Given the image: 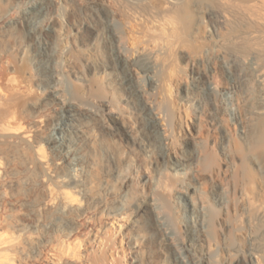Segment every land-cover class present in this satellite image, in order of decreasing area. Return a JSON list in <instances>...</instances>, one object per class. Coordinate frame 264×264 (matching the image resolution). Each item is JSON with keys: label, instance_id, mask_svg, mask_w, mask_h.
I'll return each mask as SVG.
<instances>
[{"label": "rangeland", "instance_id": "obj_1", "mask_svg": "<svg viewBox=\"0 0 264 264\" xmlns=\"http://www.w3.org/2000/svg\"><path fill=\"white\" fill-rule=\"evenodd\" d=\"M28 1L0 0V264H230L249 246L264 264V99L249 71L221 100L225 58L256 46L264 64V0ZM62 106L87 146L81 192L45 145Z\"/></svg>", "mask_w": 264, "mask_h": 264}, {"label": "bare ground", "instance_id": "obj_2", "mask_svg": "<svg viewBox=\"0 0 264 264\" xmlns=\"http://www.w3.org/2000/svg\"><path fill=\"white\" fill-rule=\"evenodd\" d=\"M51 1H54V0H51ZM28 2H30V1H28ZM47 6L48 5H46V8H47ZM43 9H44V7H43ZM48 10H50V9H48ZM40 11H41V8H40L39 12ZM45 11H47V9L44 10V12ZM50 13H52V12H50ZM33 17H35V16H33ZM46 17H45V19H46ZM48 17H49V15H48ZM225 17L226 16L222 11H216V12L208 14V19L210 21V24L213 27H216V26L219 27L218 25L224 24L225 23V21H224ZM41 18H43V17H41ZM55 18L57 20V17H55ZM35 19H36V17H35ZM45 19H44V21H45ZM14 22H16V21L14 20ZM17 22H18V20H17ZM19 22L23 23L26 26V29L28 28L29 30H31V27L33 26L32 25V23H33L32 22V9L30 10V8H29L28 10H25V13L21 16ZM54 22H55V20H54ZM50 26H52V25H50ZM43 28H44V26H43ZM32 29H33V27H32ZM30 32H32V31H29V33ZM30 35H32V34H30ZM253 35L254 34L252 33V36ZM28 38H29V36H28ZM31 38H30V41H31ZM255 47H253V48L251 47L250 51H248L246 54L236 52V54H234L233 56H229L228 58H225V60L223 61L224 65L229 66L228 68L233 67L235 69V70H232L235 73L234 83L232 84L231 87L224 88L221 92V95L224 98L221 100H224V102L229 100L230 96L233 97L230 94H234L235 92H236V94H237V92L238 93L240 92V94H242L243 85L246 83V80H247L248 75L250 73L249 71L252 72L253 79L256 81V83L258 84V86L260 88L261 98L264 99V64L260 63V60H258V58H260L259 56L262 54V52H261V49H259L257 47L255 48ZM220 55L222 56L221 53H220ZM237 66H239L240 69L239 70L237 69L238 71L236 72ZM143 67L142 68H143L144 76H146L147 78H151L150 74H148V73H150V71L152 69H150L149 66H147V67L143 66ZM55 80L52 79L50 83L46 82L45 85L48 88L52 87L54 85L53 82H56ZM48 91L49 92L47 95H49V97H51L53 101L57 102V104H59L60 99L57 96L56 89L53 87L52 90H48ZM214 91H215V87L211 83L205 82V95L211 104H212L211 101H214V99H215ZM215 92H217V91H215ZM213 96H214V99L212 100ZM198 102H200V101H198ZM80 111H82L83 113H86L87 115H90L92 117H97L99 115L98 110L90 108V107H83L82 106V107H80ZM258 111L263 112L264 111V105L259 107ZM59 114H60V117L56 118V121L51 125L50 133L46 136L45 145L47 146V148H49V150H51L54 153L55 159L57 160V164L60 166L63 174L65 175V176L61 177V179H60L61 184L70 185L74 190L81 192L82 191V183H83V180L85 177V175H84L85 168L87 166V162H89L87 146H86L85 141H84V135H83L82 128H81L80 124L78 125L76 122H74L73 119L75 117H74V114L72 113L71 110H69L68 108H63V106H62V108H60ZM144 120H146L148 122V121H152L153 119H152V116L149 115V116H145ZM239 132L240 133L243 132L245 134V131H243V128H239ZM128 134H129V132H128ZM18 135L22 139H25V140H29V138H30V136L26 133H24V134L19 133ZM40 163L45 164V162H43L42 160H40ZM50 177H51V174L49 171H47L46 173H43L38 177V182L40 184L48 187L49 182L51 180ZM26 183H29V180L26 181ZM140 210L143 211V209L140 208V206H139V208L137 209V214H139ZM262 212H264V209ZM258 255H259L258 250L254 247L249 246L247 248V251H246L245 260L242 261L240 259H237L235 261L230 262V264L252 263L253 260L255 258H257ZM175 259H177V258L175 257Z\"/></svg>", "mask_w": 264, "mask_h": 264}]
</instances>
